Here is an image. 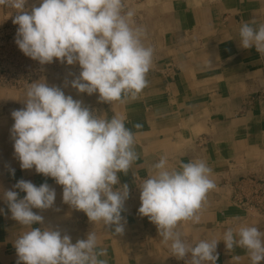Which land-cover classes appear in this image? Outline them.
I'll use <instances>...</instances> for the list:
<instances>
[{
    "label": "crops",
    "instance_id": "0c3cea01",
    "mask_svg": "<svg viewBox=\"0 0 264 264\" xmlns=\"http://www.w3.org/2000/svg\"><path fill=\"white\" fill-rule=\"evenodd\" d=\"M40 2L28 0L25 9L30 11ZM124 9L134 12L133 26L146 29L143 42L154 50L148 85L135 99L108 103L100 101L98 93H79L70 84L79 76L78 64L63 63L57 75L35 81L60 87L98 116L125 117L126 127L135 134L139 159L127 175L118 173L120 184L115 186L129 185L122 212L124 233L114 235V227L91 223L84 212L63 203V187L53 178L37 174L34 168L21 169L10 134L11 113L25 107L27 89L0 86V209L4 210L0 212V264H17L13 243L28 230L11 219L2 197L21 179L36 186L46 182L56 191L53 208L33 209L44 217L43 225L33 227L59 229L73 243L93 231L98 247L107 249L102 258L108 264H175L177 258L162 243L157 227L138 213V186L161 157L167 158L170 169H178L181 162L204 160L213 170L216 187L198 213L199 223L178 225L185 243L221 240L217 245L221 264H251L244 249L229 251L222 239L228 228L241 224L264 232V212H253L234 199L241 179L264 180V56L238 43L243 22L254 21V27L264 24V0H124ZM11 10L0 6V26ZM136 124L141 127L135 128ZM19 195L23 198L26 193Z\"/></svg>",
    "mask_w": 264,
    "mask_h": 264
},
{
    "label": "clouds",
    "instance_id": "9594fccd",
    "mask_svg": "<svg viewBox=\"0 0 264 264\" xmlns=\"http://www.w3.org/2000/svg\"><path fill=\"white\" fill-rule=\"evenodd\" d=\"M27 3L0 0V6L16 10L15 43L25 56L41 65L54 60L78 64L81 71L71 87L79 93H98L103 102L135 99L147 87L154 50L145 46L146 29L133 26L134 12L125 11L124 0H41L30 11L25 9ZM254 23L241 24L238 43L264 56V24L254 27ZM25 95V107L11 113L10 130L21 169L34 168L53 178L63 187V203L84 212L91 223L103 222L114 227L112 234L122 235L129 185L115 186L120 184L118 173L127 175L139 159L135 134L126 127L125 117L98 116L44 81L31 83ZM212 171L204 160L181 162L178 169H170L167 158L161 157L138 186V213L157 227L172 256L184 260L190 255L189 264H216L218 259L221 240H200L193 246L177 231L181 222L199 223L198 213L216 187ZM20 192L26 195L20 198ZM2 197L11 219L28 229L13 243L17 264H108L102 258L107 249L98 247L93 231L73 243L59 229L33 227L44 223L33 209L47 210L55 204L56 191L48 183L36 186L21 179ZM222 241L229 251L244 249L251 264L264 260V232L254 225L230 227Z\"/></svg>",
    "mask_w": 264,
    "mask_h": 264
},
{
    "label": "built area",
    "instance_id": "2783aa9c",
    "mask_svg": "<svg viewBox=\"0 0 264 264\" xmlns=\"http://www.w3.org/2000/svg\"><path fill=\"white\" fill-rule=\"evenodd\" d=\"M12 17L6 25L0 26V86L14 90H26L36 80L57 75L61 71L62 63L54 60L53 63L41 65L38 61L25 56L15 43L18 25L13 23ZM251 191L250 195L246 192ZM235 202L248 207L253 212H264V180L244 178L237 183ZM221 264L220 253L216 250ZM190 255L184 260L175 259V264H189Z\"/></svg>",
    "mask_w": 264,
    "mask_h": 264
},
{
    "label": "rangeland",
    "instance_id": "374dc122",
    "mask_svg": "<svg viewBox=\"0 0 264 264\" xmlns=\"http://www.w3.org/2000/svg\"><path fill=\"white\" fill-rule=\"evenodd\" d=\"M39 4V3H38ZM17 13H16V10L14 9V10H11V12H10V14H8L7 15V17L5 18V21H4V23L2 24V25H6L8 22H9V20L12 18V17H15V15H16ZM1 25V26H2ZM62 68V67H61ZM60 68V69H61ZM55 74V73H54ZM54 74H52V75H54ZM1 87H4V88H6V89H8V90H14V89H12V88H8V87H5V86H1ZM15 91V90H14ZM21 91V90H20Z\"/></svg>",
    "mask_w": 264,
    "mask_h": 264
},
{
    "label": "bare ground",
    "instance_id": "6f19581e",
    "mask_svg": "<svg viewBox=\"0 0 264 264\" xmlns=\"http://www.w3.org/2000/svg\"><path fill=\"white\" fill-rule=\"evenodd\" d=\"M18 91V90H17ZM23 92V91H22ZM22 94V93H21ZM263 152V151H262ZM264 263V262H263Z\"/></svg>",
    "mask_w": 264,
    "mask_h": 264
}]
</instances>
